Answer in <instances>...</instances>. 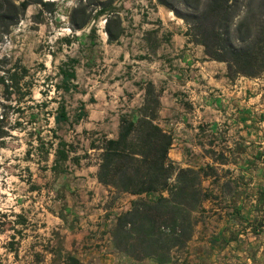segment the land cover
Instances as JSON below:
<instances>
[{"label":"rangeland","instance_id":"rangeland-1","mask_svg":"<svg viewBox=\"0 0 264 264\" xmlns=\"http://www.w3.org/2000/svg\"><path fill=\"white\" fill-rule=\"evenodd\" d=\"M44 1L52 5H31L0 41V125L8 132L0 149V264H264V74L229 78L227 65L208 59L186 23L157 0H115L114 43L106 32L112 12L76 30L70 17L79 0ZM62 67L76 71L70 91ZM150 84L160 100L157 122L174 138L172 157L182 149V163L172 160L214 170L186 247L138 260L113 239L117 218L138 197L98 182L101 152L92 148L118 137L122 117L144 105ZM61 106L66 117L58 121ZM61 139L69 159L55 167Z\"/></svg>","mask_w":264,"mask_h":264},{"label":"trees","instance_id":"trees-1","mask_svg":"<svg viewBox=\"0 0 264 264\" xmlns=\"http://www.w3.org/2000/svg\"><path fill=\"white\" fill-rule=\"evenodd\" d=\"M115 0L96 2L79 0L70 17L76 30H82L94 18H106L110 43L117 42L113 24ZM182 19L187 36L204 47L212 61L227 65L228 77L259 78L264 74V0H157ZM31 5L49 6L44 0H0V41L17 26ZM95 9L89 11V6ZM117 20V21H116ZM66 91L76 78L74 67L61 68ZM160 100L152 84L144 105L131 116L122 117L118 137H104L99 150L98 182L119 194L138 197L131 208L117 218L113 230L116 247L134 259L165 258L174 248L186 247L191 241L197 220L193 214L203 209L210 194L204 187L209 178L207 164L198 169L183 168L171 157L173 135L157 122ZM58 121L65 118L61 106ZM5 119L1 118L0 123ZM8 132L0 125V149ZM68 143L57 145L56 165L69 159ZM70 260L76 261L73 257Z\"/></svg>","mask_w":264,"mask_h":264},{"label":"crops","instance_id":"crops-1","mask_svg":"<svg viewBox=\"0 0 264 264\" xmlns=\"http://www.w3.org/2000/svg\"><path fill=\"white\" fill-rule=\"evenodd\" d=\"M222 79H223V78H222ZM211 83H212V86H213V87H222V88H221V89H222V90H221L222 92H224V91L226 90L225 87H223V86H224L223 83H222V84H219L218 81H217V80H214L213 78H212V80H211ZM208 89H209L210 91H214V89H211V88H209V87H208ZM194 96H195V94H194ZM182 143H184V139H181L180 136H179V138H178V146L181 147V148L183 147V144H182ZM174 146H175V145H174ZM171 151H173V150H171ZM171 151H170V157H171V159H173V160H175V161H178V163H182V162H181V158H179V155L182 154V149L179 148V150H178V158H176V159L172 157ZM226 220H227V223H228V222L230 221V218H228V219H226ZM230 245H232V243H230ZM236 246H237V245H236ZM248 260H249V259H248Z\"/></svg>","mask_w":264,"mask_h":264}]
</instances>
